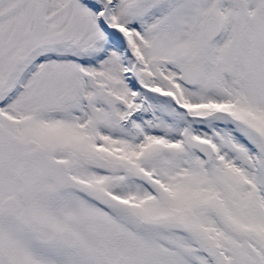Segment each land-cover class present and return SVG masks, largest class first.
I'll return each mask as SVG.
<instances>
[{"label": "snow or ice", "instance_id": "snow-or-ice-1", "mask_svg": "<svg viewBox=\"0 0 264 264\" xmlns=\"http://www.w3.org/2000/svg\"><path fill=\"white\" fill-rule=\"evenodd\" d=\"M0 264H264V0H0Z\"/></svg>", "mask_w": 264, "mask_h": 264}]
</instances>
